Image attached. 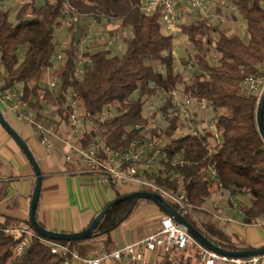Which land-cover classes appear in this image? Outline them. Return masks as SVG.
I'll use <instances>...</instances> for the list:
<instances>
[{
    "label": "trees",
    "instance_id": "trees-1",
    "mask_svg": "<svg viewBox=\"0 0 264 264\" xmlns=\"http://www.w3.org/2000/svg\"><path fill=\"white\" fill-rule=\"evenodd\" d=\"M141 3L142 0H28L17 8L15 19L11 18L13 8L0 6V79L4 81L0 90L22 88V99L29 107L48 108L54 115L47 116L46 122L59 125L68 122V93L75 92L86 112L96 119L78 138L80 146L89 147L98 136L120 152L146 140L161 144L167 157L160 159L161 165L153 172L142 171L139 175L168 191L185 192L196 218L165 199L212 243L231 251L253 249L233 241L202 208L208 196L222 191L229 198L248 196V201L240 205L242 222L255 224L264 216V139L257 122L259 103L257 96L242 85L246 76L257 73L264 64V8L253 0H230L246 21L245 37L229 28L220 29L208 18L190 17L182 23L181 32L192 46L188 57L181 58L182 66H191L188 77L175 63V35L163 30L159 11L148 14L141 9ZM215 12L221 14L223 7H216ZM67 15L82 22H120L130 30L123 36L125 52L112 54L108 48L99 47L80 56L77 34L82 28L73 22L68 24L72 33L69 45L61 49L56 31L64 25ZM58 52L64 54L55 74L60 85L50 90L42 80L46 69L54 66L53 58ZM80 63L81 75L76 77ZM174 90L183 97L207 99L213 104L222 136L215 151L209 152L206 146L211 134H176L182 125L180 110L171 97H162L164 91ZM153 98L162 100L158 112L163 125L156 123L157 113L146 112ZM108 107L116 113L100 120ZM179 154L191 162L175 163ZM211 165L218 172L221 188L205 176H198ZM113 188L115 198L140 190L119 193L121 187ZM145 203L154 202L130 198L112 206L90 238L53 241L68 244L83 255L97 252L98 241L111 250L113 231ZM8 220L0 223V264L57 263V255L34 230L30 219L22 223L36 234L27 249L16 256V241L3 231L11 226ZM161 256L158 264H204L202 255L192 248L184 252L172 248Z\"/></svg>",
    "mask_w": 264,
    "mask_h": 264
},
{
    "label": "built area",
    "instance_id": "built-area-1",
    "mask_svg": "<svg viewBox=\"0 0 264 264\" xmlns=\"http://www.w3.org/2000/svg\"><path fill=\"white\" fill-rule=\"evenodd\" d=\"M264 8V0H253ZM230 0H142L141 9L146 13L160 12L161 21L164 24V31L167 34L175 33L178 26L186 22L187 17L208 18L216 7L225 8ZM74 21L78 18L73 17ZM59 47L66 48L65 42ZM54 64L64 61V54L58 52L53 58ZM53 67L47 68L46 72L54 71ZM189 67H191L189 65ZM52 74V72H51ZM55 74V73H54ZM76 77L81 75V68L76 67ZM58 77L53 74L49 81L42 82L50 90L57 88L60 82ZM3 84V79H0ZM242 85L248 92L260 98L264 94V64L255 74L246 76ZM24 95L22 88H10L0 90V102L11 104L12 110L28 122L30 121L36 131L40 134L42 144L50 147L52 139H57L63 143L65 157L69 162H86L88 171L94 176L95 180L105 186H131L134 185L140 190L155 191L178 205L185 214L193 213V205L186 202V193L183 191H168L154 181L139 175L142 171L153 172L156 165H161L160 159H165L166 152L160 144H155L153 140H146L143 143L135 144L124 152L111 149L104 139L98 136L89 147L78 144L86 126L96 123L94 116L85 110L84 115L78 112L80 100L75 92L69 91L71 100L67 103L69 107L68 122L59 125L55 122H46L47 116L51 114L48 108L36 109L29 107V103L22 99ZM163 99L172 98V103L179 108L182 125L177 129L178 136L192 135L200 137L211 134V139L207 143L209 152L216 150L221 143L222 136L217 123L216 110L207 99H194L183 97L178 90L172 92L164 91ZM23 107L25 112L22 111ZM54 114V113H53ZM100 120H104L101 115ZM81 124V125H80ZM182 155V154H181ZM180 154L175 158V163H190ZM199 177L205 176L215 182L220 188L218 172L214 165L209 166L205 172L198 174ZM219 219L223 216L217 215ZM231 221V220H229ZM159 227L154 232L146 235L143 239L118 247L116 249H102L95 253L81 254L68 244L49 240L44 237V241L50 245L51 252L58 257L56 264H151L149 254L160 250L161 253L168 252L172 248L178 252H184L190 248L202 255L204 264H264V255L252 257H231L215 252L197 240L187 229L168 213H164L159 221ZM4 234L13 238L16 244L13 248L16 256L27 249L28 243L35 236V231L26 223L18 222L13 226L3 229Z\"/></svg>",
    "mask_w": 264,
    "mask_h": 264
},
{
    "label": "crops",
    "instance_id": "crops-1",
    "mask_svg": "<svg viewBox=\"0 0 264 264\" xmlns=\"http://www.w3.org/2000/svg\"><path fill=\"white\" fill-rule=\"evenodd\" d=\"M8 3L3 6L13 8L12 5L16 4L15 0H8ZM14 11L16 12V10ZM175 45H177L176 40ZM11 104L0 102L6 122L31 148L43 175L37 209L38 221L44 227L54 231L77 232L88 228L97 212L114 200L117 192L113 187L97 182L88 171L86 162L67 161L63 143L59 140L52 139L50 147L42 144L40 134L36 131L35 126L21 115L16 114L12 110ZM22 111L25 112L24 107ZM62 127L64 126L62 125ZM156 167L158 165L154 170ZM36 180L35 170L24 151L0 122V223L11 219L8 222L13 226L19 221L25 222L30 219V207ZM136 188L134 185L123 186L119 193ZM109 189H112L113 195L109 194ZM235 198V196L229 198L227 193L217 191L206 198L202 210L213 216L224 232L231 236L236 243L252 246V248L263 247L264 233L260 227L264 226V221H258L255 224L242 222L241 209L237 204L235 206L232 203ZM136 212L134 224L143 223V226H146L145 231L135 230L131 239L127 240L124 237V240L118 239V242L112 233V239L116 244L113 249L143 239L144 236L157 230L159 225H155V218L159 223L164 214L155 203H145L138 207L133 214ZM216 214L223 216V219H219ZM159 255H161L160 250L151 252L148 262L158 264L163 259V257L158 259Z\"/></svg>",
    "mask_w": 264,
    "mask_h": 264
},
{
    "label": "rangeland",
    "instance_id": "rangeland-1",
    "mask_svg": "<svg viewBox=\"0 0 264 264\" xmlns=\"http://www.w3.org/2000/svg\"><path fill=\"white\" fill-rule=\"evenodd\" d=\"M8 0H0V6L7 5ZM28 0H15L16 4H13V10L11 13V18L15 19V11L17 8H19L24 2ZM38 2V1H37ZM13 3V2H12ZM11 4V2H10ZM190 17H187L186 20L189 21ZM209 22L211 24L217 25L220 29L229 28L230 31H233L234 33L241 34L245 37L246 35V21L242 17L241 13L238 11L237 7L233 4H227L225 8H223V12L221 14H217L216 12H212L210 16L208 17ZM63 26L58 28L56 31V40L58 42V45L65 42L67 46L69 45V40L72 35V33L68 30V24L73 22L72 24L77 25L78 28H82V31H78V38H79V52L80 56H82V52H85L86 50L92 51L99 47H106L109 50H111L112 54H122L125 52V48L127 45L125 44V41L123 39V36H126L129 34L130 30L123 28L120 25V22L118 21H112L110 19H104L102 22L97 23L96 21L93 22V20H87L82 22L81 20L74 21L73 18H70V16L67 15V17L63 18ZM176 43L174 47V55L176 57V65L177 68L180 70H183L186 76H190V68L189 66L185 67L182 66L181 58L188 57V53L190 50H192V46L190 45L188 38L181 32L180 25L178 26L177 30L174 33ZM211 54V60H214L213 58V52L210 51ZM83 58V57H82ZM62 63H57L55 65L54 71L52 70L53 76H55L56 71L60 68ZM81 64L78 65L81 67ZM51 72H45L43 82L49 81L51 77ZM55 73V74H54ZM60 85V82L58 83V86ZM71 100L70 95H68L67 103ZM162 100L159 98H153L150 99L146 105V112L147 114L157 113L156 115V123L159 125L164 124V120L162 118V114L158 112V108L161 105ZM51 112V111H50ZM78 112L82 115L85 113V108L82 102H80V106L78 107ZM53 114V112H51ZM115 110L112 107H108L105 109V111L102 113L103 118H106L110 115L115 114ZM81 125V124H80ZM161 145V144H160ZM109 194L113 195L112 189H109ZM248 201V196H237L235 198V201H232L233 204H237V206L240 208V205L244 204V202ZM138 209V208H137ZM136 214H133L132 217L127 220H125L119 228L115 229L113 232V237L115 238L116 242L119 240H124V237L129 240L131 239V235H133V232L135 230L141 232L142 230L145 231L146 226H143V223H135ZM235 215H237L235 213ZM201 216V215H200ZM238 216V215H237ZM240 217V216H238ZM157 218H155V225H158ZM264 217H262L259 222H263ZM134 224V225H133ZM137 228V229H136ZM260 230L264 233V226L260 227ZM119 239V240H118ZM101 241L96 242V246L98 247V250H101L104 247V244L100 243ZM116 247V244H111L110 248L113 249ZM161 255L158 256V259H161Z\"/></svg>",
    "mask_w": 264,
    "mask_h": 264
},
{
    "label": "water",
    "instance_id": "water-1",
    "mask_svg": "<svg viewBox=\"0 0 264 264\" xmlns=\"http://www.w3.org/2000/svg\"><path fill=\"white\" fill-rule=\"evenodd\" d=\"M3 112L0 108V122L1 124L6 128V130L14 137V139L17 141V143L20 145L22 150L24 151L25 155L27 156L28 160L32 164L37 180L36 185L34 188L32 201H31V207H30V222L34 228V230L40 234L41 236L49 239V240H63V241H75V240H84L87 238H90L94 235L96 229L100 226V223L105 216V214L108 212V210L130 198H136V199H148L154 202L157 206L165 210L166 213L170 214L171 217H173L175 220L180 222L181 224H184L188 231L201 243H203L206 247L209 249L218 252L222 255L231 256V257H252V256H261L264 255V246L260 248H253V249H247V250H237V251H231V250H225L219 245H216L212 243L203 233H201L195 226H193L185 217L176 211L175 207L171 205L161 194L155 191H146V190H139L135 192H131L124 195H121L114 200H111L109 203H107L97 214V216L94 218L92 223L88 226V228H84L81 231L77 232H63V231H54L51 229H48L44 227L37 218V209L39 206V199H40V193L42 188V182H43V175L41 172V168L36 162V158L31 151V148L27 145V143L23 140V138L18 135V132L8 123L6 122ZM257 122H258V128L262 135V139H264V94L260 98L258 110H257Z\"/></svg>",
    "mask_w": 264,
    "mask_h": 264
}]
</instances>
